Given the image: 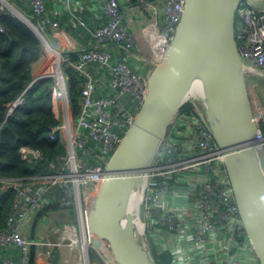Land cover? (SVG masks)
<instances>
[{"label": "built area", "instance_id": "built-area-1", "mask_svg": "<svg viewBox=\"0 0 264 264\" xmlns=\"http://www.w3.org/2000/svg\"><path fill=\"white\" fill-rule=\"evenodd\" d=\"M183 8L184 0H0V10L26 15L42 33V54L48 60L32 82L53 78L51 96L59 122L48 136H58L64 149L44 174L1 180L0 188L11 187L14 196L0 229V264H29L27 221L51 202L70 209L72 221L62 223L57 241L33 240L49 246L44 251L48 259L53 257L50 246L66 243L81 251L84 264H90L89 249L98 263L117 264L105 241L93 246L89 202L143 104L148 74L166 54ZM46 29L65 34L67 50L55 46ZM235 37L243 62L264 70V6L240 4ZM66 64L84 79L76 113L67 93ZM23 101L21 93L7 113ZM194 105L192 113L175 114L146 172L143 226L149 246L156 257L168 252L167 264H259L242 226L225 154ZM254 120L255 144L264 149V112L257 118L254 113ZM21 154L25 160L39 157L38 150L27 146Z\"/></svg>", "mask_w": 264, "mask_h": 264}, {"label": "water", "instance_id": "water-1", "mask_svg": "<svg viewBox=\"0 0 264 264\" xmlns=\"http://www.w3.org/2000/svg\"><path fill=\"white\" fill-rule=\"evenodd\" d=\"M243 1L264 6V0H184L167 52L153 63L143 104L110 156L87 210L93 246L105 241L117 264H156L143 226L145 175L180 106L198 100L190 95L194 85L202 86L201 110L225 154L243 229L264 264V149L255 144L257 124L244 76L251 69L264 78V70L246 65L240 56L235 18ZM17 17L41 41L39 28L26 15ZM44 213L39 209L31 221L29 264H35L33 238Z\"/></svg>", "mask_w": 264, "mask_h": 264}, {"label": "trees", "instance_id": "trees-1", "mask_svg": "<svg viewBox=\"0 0 264 264\" xmlns=\"http://www.w3.org/2000/svg\"><path fill=\"white\" fill-rule=\"evenodd\" d=\"M30 15L31 12L26 10ZM32 20L36 22L35 18ZM0 184L3 179L22 178L41 175L49 171L50 163H57V157L64 152L63 144L56 136L48 135L51 128L59 122L52 102L53 78L51 76L32 82L33 63L42 53L41 41L35 32L19 18L0 10ZM48 32V31H47ZM74 59V53H69ZM67 75V93L73 113L78 111V97L83 86L82 75L71 65L64 66ZM23 103L7 113L8 104L19 94ZM194 106L183 103L180 112L192 113ZM27 146L39 151V157L25 160L21 148ZM14 191L11 187L0 188V229L5 226L6 217L11 210ZM58 202L43 206L45 211H61ZM91 258L96 252L89 249ZM156 264L170 261L164 252ZM52 257L51 260H53Z\"/></svg>", "mask_w": 264, "mask_h": 264}, {"label": "crops", "instance_id": "crops-1", "mask_svg": "<svg viewBox=\"0 0 264 264\" xmlns=\"http://www.w3.org/2000/svg\"><path fill=\"white\" fill-rule=\"evenodd\" d=\"M46 33L51 38L52 42L53 39H59L63 40L64 37H66L65 34L56 33L53 32V29H46ZM48 31V32H47ZM81 31V30H78ZM78 32H73V35H76ZM70 37V35H68ZM66 47V45L64 44ZM63 48V47H61ZM64 49V48H63ZM45 56V58H44ZM46 60H48V56L44 53L41 55V58L36 61L35 64H33L32 67V76H34L36 73L42 71L43 69H46ZM56 211V210H55ZM61 211L65 212L68 216L72 215V212L68 208L61 207ZM54 212V211H53ZM31 217L27 221V225L25 227L26 234L29 235L30 232V225L32 221ZM65 222V221H64ZM63 221H60L59 215L51 216L49 217L47 214L42 217L38 225L35 229L34 237L39 241H46V240H52L57 241L60 237L61 233V225L64 223ZM49 247L44 245H36V253H35V264H84L81 260V251L75 250L74 248L70 247L66 243H62L61 245L54 246L53 248V260H49L45 255L44 251L48 249ZM3 254L0 255V260L2 258ZM90 264H99L97 260V256L94 258L90 257Z\"/></svg>", "mask_w": 264, "mask_h": 264}, {"label": "rangeland", "instance_id": "rangeland-1", "mask_svg": "<svg viewBox=\"0 0 264 264\" xmlns=\"http://www.w3.org/2000/svg\"><path fill=\"white\" fill-rule=\"evenodd\" d=\"M66 37L63 38V40H57V39H53V43L55 44V46H59V47H63L64 50H67V48L64 46V42L66 41ZM116 52V49L114 50ZM41 58V56H40ZM45 58V56H44ZM39 59V58H38ZM36 59V61L38 60ZM36 61L33 63L35 64ZM252 66V65H251ZM253 67V66H252ZM254 72H252L251 69H247L244 73V76H245V83H246V87H247V91H248V94H249V97H250V100H251V105H252V110H253V116H254V113H255V118H257V115L260 113V112H264V78L258 76L257 74H253ZM194 87H196V92L199 93V89H201L200 93L197 94L195 96V98L197 97L198 100H194V99H191V100H188L187 102H190L193 106L194 103L198 105L199 108H201L200 106V103L204 100V95H203V90H202V86H199V85H194ZM202 100V101H201ZM200 102V103H199ZM203 110V109H202ZM204 114V113H203ZM206 119V118H205ZM207 120V119H206ZM172 122V121H171ZM208 122V121H207ZM170 125V124H169ZM168 130H170V128L167 127V129L165 130L164 132V135L165 136L166 134H168ZM213 136V135H212ZM214 139V138H213ZM215 140V139H214ZM160 145V144H159ZM158 145V147H159ZM160 148V147H159ZM157 148V149H159ZM155 156V155H154ZM154 158V157H153ZM146 176V175H145ZM145 189H146V185H145ZM14 191V190H13ZM144 196H145V192H144ZM52 204V202L50 203ZM43 209V208H41ZM44 210V209H43ZM38 211V210H37ZM36 211V212H37ZM45 211V210H44ZM35 212V213H36ZM34 213V215H35ZM48 215L49 217L51 216H55V215H59L60 217V221L62 222H66V221H72V215L71 216H68L65 212H62V211H45L44 214L41 215V217L39 218V220L44 217L45 215ZM33 215V216H34ZM38 220V222H39ZM38 222H37V225H38ZM36 225V227H37ZM146 233V232H145ZM146 238H147V244L150 245V237L147 236L146 234ZM34 241H38L35 237L33 238ZM140 240V238H139ZM48 246V245H47ZM49 247V246H48ZM52 247V253H53V246H50ZM150 247V246H149ZM150 253L151 255L154 257V251L153 249L150 247ZM49 260H51V258H49ZM98 260V258H97ZM100 264V263H99Z\"/></svg>", "mask_w": 264, "mask_h": 264}, {"label": "bare ground", "instance_id": "bare-ground-1", "mask_svg": "<svg viewBox=\"0 0 264 264\" xmlns=\"http://www.w3.org/2000/svg\"><path fill=\"white\" fill-rule=\"evenodd\" d=\"M160 39H156V41H155V43L157 44V43H160ZM198 90H199V93H200V91H201V89H199L198 88ZM199 93H197L196 92V88L195 89H192V91H191V93H190V95L192 96H196L197 94H199ZM198 97V96H197ZM137 195L138 194H136V195H134V196H132V198H130V205L133 207L137 202H138V197H137Z\"/></svg>", "mask_w": 264, "mask_h": 264}]
</instances>
